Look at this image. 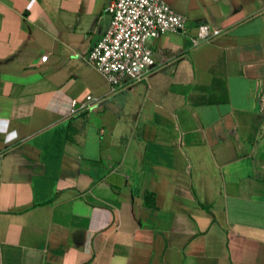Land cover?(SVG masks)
Here are the masks:
<instances>
[{"label":"crops","instance_id":"0c3cea01","mask_svg":"<svg viewBox=\"0 0 264 264\" xmlns=\"http://www.w3.org/2000/svg\"><path fill=\"white\" fill-rule=\"evenodd\" d=\"M110 1L0 0V264H264V0H163L185 34L115 92Z\"/></svg>","mask_w":264,"mask_h":264},{"label":"built area","instance_id":"2783aa9c","mask_svg":"<svg viewBox=\"0 0 264 264\" xmlns=\"http://www.w3.org/2000/svg\"><path fill=\"white\" fill-rule=\"evenodd\" d=\"M109 25L101 39L87 52L85 61L107 81L111 92L146 82L154 68L149 40L166 34H185L186 19L163 0H111L105 7ZM216 33L207 25L196 27L190 43H208ZM95 99L71 102L70 115L88 110Z\"/></svg>","mask_w":264,"mask_h":264},{"label":"clouds","instance_id":"9594fccd","mask_svg":"<svg viewBox=\"0 0 264 264\" xmlns=\"http://www.w3.org/2000/svg\"><path fill=\"white\" fill-rule=\"evenodd\" d=\"M13 135H15V134L13 133Z\"/></svg>","mask_w":264,"mask_h":264}]
</instances>
